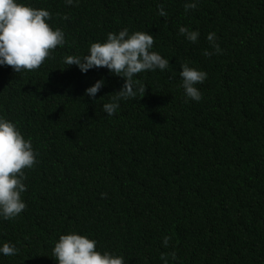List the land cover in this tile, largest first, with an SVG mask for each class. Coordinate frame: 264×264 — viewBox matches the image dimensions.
<instances>
[{"label": "trees", "instance_id": "trees-1", "mask_svg": "<svg viewBox=\"0 0 264 264\" xmlns=\"http://www.w3.org/2000/svg\"><path fill=\"white\" fill-rule=\"evenodd\" d=\"M0 264H264V0H0Z\"/></svg>", "mask_w": 264, "mask_h": 264}]
</instances>
